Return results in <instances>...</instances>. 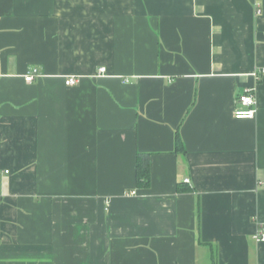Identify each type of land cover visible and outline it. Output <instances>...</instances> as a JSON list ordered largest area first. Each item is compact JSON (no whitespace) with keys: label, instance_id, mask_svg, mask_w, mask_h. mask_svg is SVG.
<instances>
[{"label":"crops","instance_id":"0c3cea01","mask_svg":"<svg viewBox=\"0 0 264 264\" xmlns=\"http://www.w3.org/2000/svg\"><path fill=\"white\" fill-rule=\"evenodd\" d=\"M262 70L264 0H0V264H264Z\"/></svg>","mask_w":264,"mask_h":264},{"label":"built area","instance_id":"2783aa9c","mask_svg":"<svg viewBox=\"0 0 264 264\" xmlns=\"http://www.w3.org/2000/svg\"><path fill=\"white\" fill-rule=\"evenodd\" d=\"M257 14L261 13L260 6L256 3ZM106 72L105 68H101L99 70V74H104ZM259 74H264V70L260 72H256L254 75L258 76ZM39 75V70L34 68L30 70L26 76L25 81L27 83L34 82L36 76ZM79 83V80L76 78H69L66 80L67 86H74ZM257 97L255 89L247 88L244 93L239 96L236 100V109L234 111V117L237 120H253L256 118L257 115ZM186 183L190 181L187 179L185 180ZM131 195H136V192H132ZM254 240L256 242H264V228H262L255 236Z\"/></svg>","mask_w":264,"mask_h":264},{"label":"trees","instance_id":"16d2710c","mask_svg":"<svg viewBox=\"0 0 264 264\" xmlns=\"http://www.w3.org/2000/svg\"><path fill=\"white\" fill-rule=\"evenodd\" d=\"M177 147L182 150L180 137L177 135L176 137ZM145 161L141 157L139 158L138 166H137V180L140 185L147 186L149 185V170L147 167V163L145 166ZM211 248V264H217V252L213 245H208Z\"/></svg>","mask_w":264,"mask_h":264}]
</instances>
